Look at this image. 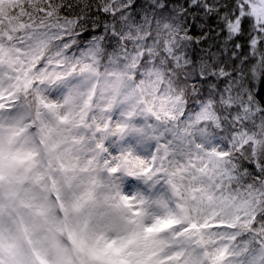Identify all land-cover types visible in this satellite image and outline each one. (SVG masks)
Masks as SVG:
<instances>
[{"label":"snow or ice","instance_id":"obj_1","mask_svg":"<svg viewBox=\"0 0 264 264\" xmlns=\"http://www.w3.org/2000/svg\"><path fill=\"white\" fill-rule=\"evenodd\" d=\"M0 264H264V0H0Z\"/></svg>","mask_w":264,"mask_h":264},{"label":"trees","instance_id":"obj_2","mask_svg":"<svg viewBox=\"0 0 264 264\" xmlns=\"http://www.w3.org/2000/svg\"><path fill=\"white\" fill-rule=\"evenodd\" d=\"M182 3L183 0H180ZM190 35H192L199 42L191 44L186 49L189 59L199 63L201 60H207V57L211 54L214 58V62L219 63L223 59L225 65H231L232 59L230 58V52L232 46H223L222 36H218L219 29L215 20H207L206 24L201 21H188ZM206 34V35H205ZM259 82H256V90H259Z\"/></svg>","mask_w":264,"mask_h":264}]
</instances>
